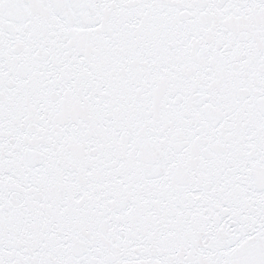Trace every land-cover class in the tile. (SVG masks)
<instances>
[{
  "label": "snow or ice",
  "instance_id": "6c2138e0",
  "mask_svg": "<svg viewBox=\"0 0 264 264\" xmlns=\"http://www.w3.org/2000/svg\"><path fill=\"white\" fill-rule=\"evenodd\" d=\"M0 264H264V0H0Z\"/></svg>",
  "mask_w": 264,
  "mask_h": 264
}]
</instances>
